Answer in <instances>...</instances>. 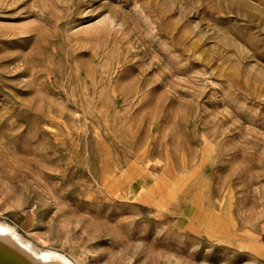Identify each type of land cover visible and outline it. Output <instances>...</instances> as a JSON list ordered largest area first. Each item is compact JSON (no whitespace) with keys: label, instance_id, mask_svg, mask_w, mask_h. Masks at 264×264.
<instances>
[{"label":"rangeland","instance_id":"obj_1","mask_svg":"<svg viewBox=\"0 0 264 264\" xmlns=\"http://www.w3.org/2000/svg\"><path fill=\"white\" fill-rule=\"evenodd\" d=\"M0 224L70 264H264V0H0Z\"/></svg>","mask_w":264,"mask_h":264},{"label":"bare ground","instance_id":"obj_2","mask_svg":"<svg viewBox=\"0 0 264 264\" xmlns=\"http://www.w3.org/2000/svg\"><path fill=\"white\" fill-rule=\"evenodd\" d=\"M16 236L11 228L0 224V264H70L57 252L40 251L34 254L29 245H21L23 241L19 240V243Z\"/></svg>","mask_w":264,"mask_h":264}]
</instances>
